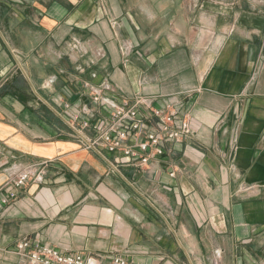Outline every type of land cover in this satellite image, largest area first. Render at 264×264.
<instances>
[{"label":"crops","instance_id":"0c3cea01","mask_svg":"<svg viewBox=\"0 0 264 264\" xmlns=\"http://www.w3.org/2000/svg\"><path fill=\"white\" fill-rule=\"evenodd\" d=\"M96 94L181 110L190 132L145 166L89 149L112 111ZM24 240L100 264H264V0H0V264H31Z\"/></svg>","mask_w":264,"mask_h":264},{"label":"built area","instance_id":"2783aa9c","mask_svg":"<svg viewBox=\"0 0 264 264\" xmlns=\"http://www.w3.org/2000/svg\"><path fill=\"white\" fill-rule=\"evenodd\" d=\"M95 103L110 104L112 111L108 118L106 126H95V137L87 142V148L96 151L106 150L108 153L121 152L126 158L125 163L134 161L140 166H145L149 163L152 157H161L165 153L163 140L178 139L183 134L190 132L189 122L185 119V114L181 110L173 109L166 106L164 109L153 107L143 99H137L130 103L122 101L119 104H114L108 100L102 99L100 94L93 95ZM146 108L144 113L142 108ZM70 109V106L66 107ZM182 116L180 126L176 125L177 117ZM157 120L160 125V134L149 133L145 136V140L138 144V150L129 144L132 138L140 137L142 127L145 122ZM71 122L75 127L79 126L78 131L88 128V121L80 120L79 115H72ZM31 172H21L12 182L7 183L6 188L9 191L8 198L4 199V203H8L9 199H16L17 194L14 189L24 187L31 179ZM173 176V174L171 175ZM37 180H42L41 176L36 177ZM13 189V190H12ZM16 252L19 256L27 259L31 264H100L96 258H85L81 254H62L57 250L38 242L30 240L21 241L17 245ZM109 264H129L128 261L121 257H115Z\"/></svg>","mask_w":264,"mask_h":264},{"label":"rangeland","instance_id":"374dc122","mask_svg":"<svg viewBox=\"0 0 264 264\" xmlns=\"http://www.w3.org/2000/svg\"><path fill=\"white\" fill-rule=\"evenodd\" d=\"M141 9L146 10V8H149V2L148 1H140Z\"/></svg>","mask_w":264,"mask_h":264}]
</instances>
